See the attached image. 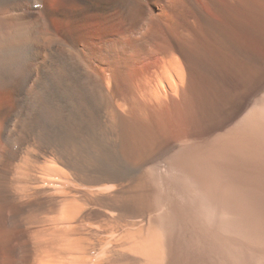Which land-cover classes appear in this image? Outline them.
<instances>
[{
  "label": "bare ground",
  "instance_id": "1",
  "mask_svg": "<svg viewBox=\"0 0 264 264\" xmlns=\"http://www.w3.org/2000/svg\"><path fill=\"white\" fill-rule=\"evenodd\" d=\"M253 99L264 0H0V264H264L168 177L227 209Z\"/></svg>",
  "mask_w": 264,
  "mask_h": 264
},
{
  "label": "rangeland",
  "instance_id": "2",
  "mask_svg": "<svg viewBox=\"0 0 264 264\" xmlns=\"http://www.w3.org/2000/svg\"><path fill=\"white\" fill-rule=\"evenodd\" d=\"M247 108L239 114L238 117L234 118L232 121L233 126L248 110L250 111L253 108H255L256 114L260 120L264 121V109L258 107L255 99L251 100ZM261 128L264 132V125ZM251 146H248V148H240L233 153V164L231 166L229 178L231 193L228 195L229 198L227 203L229 207L227 206V209L224 208L222 202L223 196L220 190L216 192L217 196L214 202L212 201L213 199H208V195L204 190V192H202V190L198 189L197 183L195 184L194 181L192 182L191 179L189 180L188 178H179L171 172L168 177L170 180V187L176 195V199L190 207L195 205L194 207L199 210L203 217L205 213H207L208 216L210 215L211 218L209 220H211V223L213 222V226H228L227 224L224 225L222 221L225 220L224 218H226L227 221L229 219L227 223L230 222L229 226L234 228V231L232 228L231 235L235 232L236 227L264 226V136H262V142L260 141L258 147L252 144ZM220 219L222 221H220ZM221 223L223 224L221 225ZM180 257L183 258V256ZM256 262L259 263L260 261Z\"/></svg>",
  "mask_w": 264,
  "mask_h": 264
}]
</instances>
